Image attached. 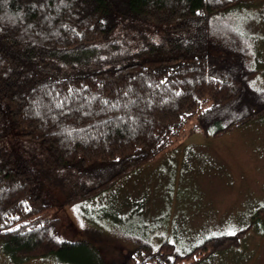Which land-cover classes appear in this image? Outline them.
<instances>
[{"label": "trees", "instance_id": "1", "mask_svg": "<svg viewBox=\"0 0 264 264\" xmlns=\"http://www.w3.org/2000/svg\"><path fill=\"white\" fill-rule=\"evenodd\" d=\"M236 1L0 0V141L22 132L49 163L0 159V243L13 262L108 264L95 242L59 238L60 209L175 151L190 120L220 137L264 117L252 39L224 18ZM118 24L124 33L113 37ZM246 232L185 252L143 241L124 264H200Z\"/></svg>", "mask_w": 264, "mask_h": 264}, {"label": "rangeland", "instance_id": "2", "mask_svg": "<svg viewBox=\"0 0 264 264\" xmlns=\"http://www.w3.org/2000/svg\"><path fill=\"white\" fill-rule=\"evenodd\" d=\"M224 18L252 39L249 57L260 70L255 86L264 90V0H237ZM123 33L118 24L111 35ZM195 129V120H190L184 127L188 138L175 151L138 168L99 196L60 209L54 215L61 220L59 238L93 241L108 264H124L143 241L158 248L169 239L177 243L178 251L185 252L198 238L246 227L238 247L200 264H264V117L220 137H204ZM10 155L34 170L46 171L49 166L43 146L17 130L0 141V159ZM50 194L63 195L59 189ZM141 207L143 215L135 213ZM173 211L187 214L175 222L192 227L178 232V237L169 229ZM160 215L168 229L160 226ZM96 238L101 241L97 243ZM0 264L67 263L54 256L15 263L0 243Z\"/></svg>", "mask_w": 264, "mask_h": 264}, {"label": "crops", "instance_id": "3", "mask_svg": "<svg viewBox=\"0 0 264 264\" xmlns=\"http://www.w3.org/2000/svg\"><path fill=\"white\" fill-rule=\"evenodd\" d=\"M140 207V206H139ZM143 208L141 207V209H138V210H135V211H137V212H135V213H139V214H142V212L143 211H141ZM186 210V209H185ZM185 210H183V211H185ZM176 211L178 212V213H182V211H180V210H178V209H176ZM128 212V211H127ZM130 212V211H129ZM172 214L174 215V219L173 218H170V220L172 219L173 220V223H172V225H171V227L169 228L170 230H172L173 232H174V234H175V236H177L178 237V232H180V231H183V230H189V229H191L192 227H190V226H188L187 224H185V222L184 223H177V222H175V220L177 219V218H183V217H186L187 216V214L186 215H181V214H177V213H175L174 211L172 212ZM143 215V214H142ZM142 215H140V217L142 216ZM161 216V215H160ZM160 226L161 227H163V228H167L168 229V223L166 224V225H164L165 223H166V221H165V218H164V216H161L160 217ZM158 225H159V223H158ZM158 225H155L156 227H159ZM165 227H164V226ZM139 226H141V227H144L145 226V224L144 223H140L139 224ZM146 228H148V226H145ZM179 227H181V229L179 228ZM179 228V231H177V229ZM150 229H151V227H150ZM212 230H216L215 228H213ZM217 231V230H216ZM211 236H213V235H211ZM201 238H203V237H201ZM200 238V239H201ZM165 239V238H164ZM176 239V238H175ZM191 239V238H190ZM192 239H196V238H192ZM200 239L198 238V239H196L197 241L199 240L200 241ZM166 240H169V239H166ZM170 241V240H169ZM181 240H179V238H178V243L180 242ZM197 241H195V243L197 242ZM173 243H175V244H177L176 242H173Z\"/></svg>", "mask_w": 264, "mask_h": 264}, {"label": "snow or ice", "instance_id": "4", "mask_svg": "<svg viewBox=\"0 0 264 264\" xmlns=\"http://www.w3.org/2000/svg\"><path fill=\"white\" fill-rule=\"evenodd\" d=\"M228 234L229 235H235V231H230Z\"/></svg>", "mask_w": 264, "mask_h": 264}]
</instances>
